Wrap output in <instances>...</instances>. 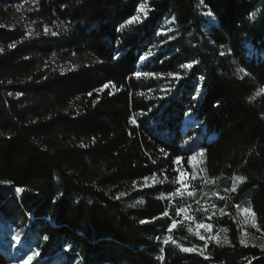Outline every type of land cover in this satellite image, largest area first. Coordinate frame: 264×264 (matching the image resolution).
I'll return each instance as SVG.
<instances>
[{
    "label": "trees",
    "instance_id": "16d2710c",
    "mask_svg": "<svg viewBox=\"0 0 264 264\" xmlns=\"http://www.w3.org/2000/svg\"><path fill=\"white\" fill-rule=\"evenodd\" d=\"M31 1L18 19L26 1L0 0V217L19 226L20 257L34 246L35 264H264L229 215L217 220L228 242L205 254L190 235L184 246L198 250L165 245L174 219L158 195L174 187H137L173 182L198 132L206 175L245 177L233 202L264 231V0ZM84 52L89 62L62 69ZM188 113L201 127L183 134ZM12 258L0 245V264Z\"/></svg>",
    "mask_w": 264,
    "mask_h": 264
},
{
    "label": "rangeland",
    "instance_id": "374dc122",
    "mask_svg": "<svg viewBox=\"0 0 264 264\" xmlns=\"http://www.w3.org/2000/svg\"><path fill=\"white\" fill-rule=\"evenodd\" d=\"M26 2H23L16 10V15L19 18L22 17V14L27 8L28 3L30 2L32 4V1L25 0ZM34 5V2H33ZM143 8V10H141ZM145 6H141L136 17L139 19L143 17L145 14ZM207 15V14H206ZM209 18V13L207 15ZM210 19V18H209ZM138 20V19H136ZM245 48L248 55H254L256 54V50L253 46V43L249 40H245ZM143 58V59H142ZM139 61L138 66L144 65L147 61L150 59V54H146L142 57ZM92 59V56L89 53H72L68 56H64L60 58V62L62 65V69H68L71 67H75L81 63L89 62ZM200 87V85H199ZM198 87V88H199ZM263 89V88H261ZM195 94L194 96L200 97V94ZM195 98V97H194ZM190 113L186 114L189 116ZM186 117V116H185ZM185 119V118H184ZM180 127L181 132L184 134L187 133L190 129H197L198 122L195 124H187L184 122ZM201 137L200 133L198 132H192V134L185 140L184 142V148L191 149L189 154L183 156L185 159L182 160L183 170L186 173L184 176V180L186 181L185 188H184V195L181 196H171L170 194L173 193L180 185L173 183L170 181L167 174L164 175H153L151 177H146L140 182L137 183V187H152L156 185H164V184H172L173 190L170 193H164L160 192L158 197L164 199L167 202L168 215L172 216L174 221L176 222V226L172 228L171 232L168 231V229L172 226V223L168 226L167 230L161 234L163 240L171 236L172 240L169 241V243H173L172 241H175V243L180 248H195L197 247H186L184 246L185 240H187V236L190 235L194 237L196 240H201L199 237L195 234L197 231L200 233V235L205 236V240L203 241L204 245L202 246V249L204 250V254L207 253L205 249V243L208 242L210 244L216 243L214 240H208V237L210 236H216L219 234L221 243H224V237L227 236V234L221 229H225L221 226V224H217V220L221 217H224L225 215L233 216L239 223L241 230H240V240L242 236L247 242V245H256L260 247V245L264 244V231L257 230L256 228L251 227L250 224L244 223L245 220V214L241 209L245 207H249L246 200H242L241 202L234 203L233 202V195L237 192V187L239 186L240 182L236 183V191L232 192L231 189L233 187V177L229 178L228 180H224L221 178H211L208 177L203 169L202 166V157H197L196 161H192L191 165L188 161V157L192 156L194 153L201 152V148L197 146V141ZM175 161V160H174ZM177 165L174 163L173 170L176 171L177 176L179 175V172L176 170ZM193 172L195 174V179H192ZM153 177H155V182H153ZM177 178V177H176ZM175 178V179H176ZM175 181V180H174ZM19 189V188H17ZM16 192L18 193V191ZM227 190V191H226ZM188 192H192V195L189 196ZM213 193H217L218 195H212ZM225 197L224 199H220V197ZM197 201H199V204H197ZM232 203H234V206L231 207ZM190 205V207H189ZM215 206L214 208L212 206ZM239 206V207H237ZM184 207L187 209L186 212H182L180 215H177V209ZM223 209V213L220 211ZM209 217H211L209 219ZM210 224L212 225L211 232L206 231L203 228L197 229L198 224ZM6 224L3 222L2 218L0 217V245L4 246L8 243H11V254H13V258L10 261V264H24V261L27 260L29 256H33V259L29 262V264H35L37 261L42 260L39 251L36 247L32 246L30 249H28V252L26 255L21 256V251L23 248H27L23 241V237L21 236L20 228H18L13 223L8 224L9 229H6ZM191 229V231L189 230ZM7 234V236H3ZM247 233L245 236L244 234ZM161 238V237H160ZM179 238V239H178ZM6 243V244H5ZM25 244V245H24ZM193 244H195V241H193ZM226 244V243H224ZM264 250V248L260 247ZM34 253H38V255H33ZM20 257V258H19ZM20 259V260H19Z\"/></svg>",
    "mask_w": 264,
    "mask_h": 264
},
{
    "label": "snow or ice",
    "instance_id": "6c2138e0",
    "mask_svg": "<svg viewBox=\"0 0 264 264\" xmlns=\"http://www.w3.org/2000/svg\"><path fill=\"white\" fill-rule=\"evenodd\" d=\"M143 10V8L141 9ZM210 15V13H209ZM133 19H139L138 17H135ZM131 22V21H130ZM2 27V26H0ZM55 34V33H53ZM9 47H15V45H10ZM0 51H2V49H0ZM143 59V58H142ZM181 67H184V68H191L192 67V64H184V65H181ZM243 71V70H241ZM134 75H136L138 78L143 75V76H152V75H155V74H152V73H140V72H137L135 73ZM105 87H107V85H105ZM261 91H264V89H262ZM257 95H259V93H257ZM161 151H163V149H161ZM204 153H203V150H201V152L199 153H194L192 156L188 157V161L191 165V162L192 161H196L197 160V157H203ZM185 158L184 157H177L174 161V163L177 165V171L179 172V175L177 176V178L175 179V181H173V183H176L178 185H180V187H178L173 193H171L170 195L171 196H183L184 195V188H185V184H186V181L184 180V176H185V172L183 170V165H182V160H184ZM147 179V178H146ZM192 179H195V174L193 172V176H192ZM245 180V177L243 176H233V187L231 189L232 192H235L236 191V183L237 182H243ZM153 182H155V177H153ZM17 191L19 192L20 189H17ZM227 191V190H226ZM188 195L191 196L192 195V192H188ZM212 195H218L217 193H213ZM225 197L221 196L220 199H224ZM197 204H199V201H197ZM190 207V205H189ZM213 208L215 207L214 205L212 206ZM239 207V206H237ZM243 211V213L245 214V220H244V223L246 224H250L251 227L253 228H256L257 230H259V227L256 223V215L254 212H252L251 208L250 207H245L243 209H241ZM187 209L184 208V207H181V208H178L177 209V215H180L182 212H186ZM222 213H223V209L220 210ZM163 215H168L167 211L163 214ZM211 217H209L210 219ZM143 223V221H142ZM176 226V222L173 221L172 223V226L168 229L169 232H171L172 228H174ZM199 228H203L205 229L206 231L208 232H211L212 230V225L210 224H198L197 225V229ZM191 231V229H189ZM221 231L223 232H227V229H221ZM199 239L201 240H205V236L203 235H200V233L197 231L195 233ZM245 236L247 235V233L244 234ZM44 239H47V237H44ZM172 240V237L171 236H168L166 237L164 240H163V243L165 245H167L169 243V241ZM208 240H214L217 244L221 243V240H220V237H219V234H217L216 236H210L208 237ZM173 243H175V241H172ZM224 243H227L228 240H227V236L224 237V240H223ZM240 243L247 246V242L246 240L244 239V237L242 236L241 240H240ZM260 247L264 248V244L260 245ZM205 248H207V242L205 243ZM196 249L195 248H182V251L184 252H192V251H195ZM161 251L163 252V249H161ZM202 254V253H201ZM33 255H38V253H34ZM33 259V256H29L27 258L26 261H24V264H29V262ZM161 260H163V256L160 257ZM249 264H251V261H249Z\"/></svg>",
    "mask_w": 264,
    "mask_h": 264
},
{
    "label": "bare ground",
    "instance_id": "6f19581e",
    "mask_svg": "<svg viewBox=\"0 0 264 264\" xmlns=\"http://www.w3.org/2000/svg\"><path fill=\"white\" fill-rule=\"evenodd\" d=\"M208 13H210V15H209L210 20H211L213 23L216 22V17H215V15L212 14L211 12H208ZM207 18H208V17H207ZM209 18H208V19H209ZM203 91H204V88L201 87V85H200V87L197 89V92H199L198 94H201V95H202ZM196 94H197V93H196ZM187 124H188V123H187Z\"/></svg>",
    "mask_w": 264,
    "mask_h": 264
}]
</instances>
